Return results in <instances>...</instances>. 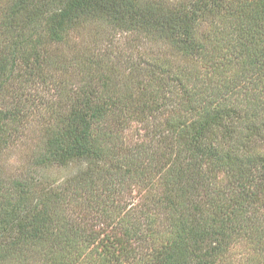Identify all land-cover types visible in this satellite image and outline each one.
Instances as JSON below:
<instances>
[{"label": "trees", "instance_id": "trees-1", "mask_svg": "<svg viewBox=\"0 0 264 264\" xmlns=\"http://www.w3.org/2000/svg\"><path fill=\"white\" fill-rule=\"evenodd\" d=\"M98 22L163 48L128 72L109 52L78 63L33 164L80 169L0 177V264H258L264 0H0V152L60 74L51 48ZM127 181L142 206L117 199Z\"/></svg>", "mask_w": 264, "mask_h": 264}, {"label": "rangeland", "instance_id": "rangeland-1", "mask_svg": "<svg viewBox=\"0 0 264 264\" xmlns=\"http://www.w3.org/2000/svg\"><path fill=\"white\" fill-rule=\"evenodd\" d=\"M130 39L132 38L129 37L128 39V35L111 28L107 23L98 22L81 27L70 36L67 43L51 48L52 56L56 60L55 64H51L52 67L54 66L52 72H56L60 68V74L51 75L55 80L54 85H44L39 89L37 98L40 99V102L35 108L27 112L26 120L17 136H13L7 148L0 152V177L9 182L15 179L22 180L30 173H33L40 179H49L53 186L61 187L66 179L78 172L80 167L76 164L63 167L53 166L44 169L34 167L33 161L44 145L48 131L51 129V122L55 118V111L68 110L70 107L69 93L72 95L75 92L77 93L78 87L82 85L84 74L78 69V63L90 56L102 58L101 55L109 52L113 56L111 60L115 63V66L118 65V69L127 70L128 72L130 63L143 64L141 56L144 55L143 57L145 58L149 53L153 52L152 50L157 51V47L163 48L160 45L147 44L145 41L140 42L137 39L131 42L129 41ZM165 49L167 56L180 59L175 50L167 49V47ZM52 72L49 71V73ZM27 92L28 89L23 93L26 94ZM15 95L23 97L19 92ZM134 135L135 133L128 131L122 134L121 138L126 144L131 145L135 143ZM131 186L129 187L128 181L125 182V186L121 187L120 192H116L117 199L124 206L125 203L129 204L134 198L132 200L133 205L142 206L144 201H139L141 190ZM75 206L81 209L86 208L82 201L77 202ZM131 206H126V210H130ZM140 209H144V207ZM68 211V213H72V210L68 209ZM162 217L164 218L163 213L158 215L159 220ZM140 219L141 222L146 223L145 218ZM163 225L159 224L158 226L162 227ZM99 227L101 226L97 228ZM139 245L141 244L135 243L136 247ZM240 252H242L240 248L235 249V253H238L237 258H239ZM261 262L264 264L263 255L258 257V264Z\"/></svg>", "mask_w": 264, "mask_h": 264}]
</instances>
